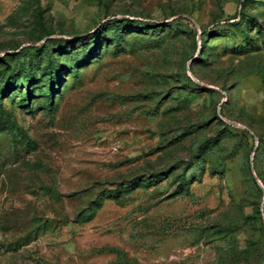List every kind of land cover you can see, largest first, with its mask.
<instances>
[{
    "label": "rangeland",
    "instance_id": "rangeland-1",
    "mask_svg": "<svg viewBox=\"0 0 264 264\" xmlns=\"http://www.w3.org/2000/svg\"><path fill=\"white\" fill-rule=\"evenodd\" d=\"M0 264H264V0H0Z\"/></svg>",
    "mask_w": 264,
    "mask_h": 264
},
{
    "label": "trees",
    "instance_id": "trees-1",
    "mask_svg": "<svg viewBox=\"0 0 264 264\" xmlns=\"http://www.w3.org/2000/svg\"><path fill=\"white\" fill-rule=\"evenodd\" d=\"M116 28H117V23L114 22V24L111 26V29L115 30ZM94 43H95V40L92 41V44H94Z\"/></svg>",
    "mask_w": 264,
    "mask_h": 264
}]
</instances>
